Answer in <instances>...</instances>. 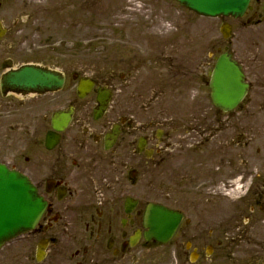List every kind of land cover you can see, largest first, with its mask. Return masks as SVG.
Listing matches in <instances>:
<instances>
[{"label":"flooded vegetation","instance_id":"flooded-vegetation-1","mask_svg":"<svg viewBox=\"0 0 264 264\" xmlns=\"http://www.w3.org/2000/svg\"><path fill=\"white\" fill-rule=\"evenodd\" d=\"M263 6L264 0H250L231 36L263 23ZM129 33L134 36L119 38L125 56L114 67L105 63L110 71L93 76L83 97L76 93L77 78L68 80L67 72L60 90L43 94L62 93L53 110L72 108L49 147L44 138L52 111L34 130L38 141L27 142L22 96L0 91V118H7L0 121L2 131L6 136L16 127L20 142L13 155L0 145V163L25 175L45 202L32 228L1 245L0 264H149L155 242L144 238L142 214L157 200L159 179L164 204L182 215L178 233L188 260L208 247L216 252L220 235L234 229L250 242L243 223L264 221V145L249 136L251 116L263 112L251 107L259 100L264 105V39L259 51L226 48L241 65L248 90L238 106L222 111L199 86L193 93L185 89L187 80L200 78L201 58L186 62L175 41L181 31L155 41L160 48L149 44L155 37H146L145 30ZM218 54L217 47L212 65ZM16 110L17 122L9 118Z\"/></svg>","mask_w":264,"mask_h":264},{"label":"rangeland","instance_id":"rangeland-1","mask_svg":"<svg viewBox=\"0 0 264 264\" xmlns=\"http://www.w3.org/2000/svg\"><path fill=\"white\" fill-rule=\"evenodd\" d=\"M142 1L147 9L141 14L132 9L134 6L129 0H0V21L8 29L6 36L0 40V60L10 57L14 65L36 62L55 67L66 71L71 81L72 72L94 77L107 74L110 69L106 70L104 64L112 63L114 67V63L125 56L124 48L120 47L122 42L119 41L123 34L131 37L134 35L129 32L145 30L146 37H155L149 44L160 48L155 41L174 31H181L182 35L180 38L177 35L175 41H179L177 46L181 54L186 56V62L194 65L196 57L201 58V80L198 77L196 83L187 80L185 89H191L190 93H193L195 86H199L203 96H207L211 55L216 47L233 46L240 48L241 52H247L249 48L251 51L255 48L259 51L263 47L264 23H251L248 30H245L246 35H232L224 39L219 32V25L223 21L234 20L231 17L199 16L179 7L174 0H152L149 5L147 0ZM136 20L146 23H136ZM68 40L72 42L70 47L65 44ZM194 67L191 66L192 69ZM58 95L23 99L25 106L22 107V117L26 123L27 142L38 141L35 134L40 132L35 131L40 127L41 117L59 104L62 93ZM53 97L58 99L53 102ZM14 98L18 97L12 95L11 99ZM167 105L168 102H164V106ZM157 108H160L158 102L155 106ZM251 110L263 112L251 116L250 141L264 145L262 100L252 103ZM13 113L9 118L17 122L18 110ZM4 119L7 118H0V121ZM3 125L1 122L0 145H5L9 154L13 155L20 146L19 130L15 127L4 136ZM155 184V198L165 202L160 191L162 180L159 179ZM240 221L246 222L245 219ZM243 226L250 231L247 233L250 242L241 240L242 235L234 229L227 237L220 235L219 240L223 243L216 252L203 253L192 262L183 254L184 246L177 232L171 241L154 248V256L149 264H230L229 255L238 258L237 264H264V221L255 220V224H252L250 220L243 223Z\"/></svg>","mask_w":264,"mask_h":264},{"label":"water","instance_id":"water-1","mask_svg":"<svg viewBox=\"0 0 264 264\" xmlns=\"http://www.w3.org/2000/svg\"><path fill=\"white\" fill-rule=\"evenodd\" d=\"M188 9L205 16L238 17L243 14L248 0H177ZM223 36L228 35V26L220 27ZM4 30L0 27V36ZM63 76L37 64H23L2 75L4 90L44 92L61 87ZM90 85L88 79H80L78 91ZM247 84L243 81L240 66L223 53L218 57L209 80L210 98L218 107L228 110L244 96ZM67 112H56L52 116V127L62 129L69 117ZM52 133L47 134L46 142L52 141ZM43 207L32 183L16 170L0 164V245L25 229H29L38 219ZM181 220V214L161 204H148L144 212L145 236L165 242L171 238Z\"/></svg>","mask_w":264,"mask_h":264}]
</instances>
